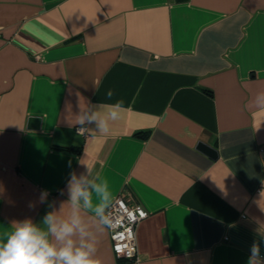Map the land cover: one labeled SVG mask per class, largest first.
Returning a JSON list of instances; mask_svg holds the SVG:
<instances>
[{
	"label": "crops",
	"instance_id": "0c3cea01",
	"mask_svg": "<svg viewBox=\"0 0 264 264\" xmlns=\"http://www.w3.org/2000/svg\"><path fill=\"white\" fill-rule=\"evenodd\" d=\"M260 92L264 0H0V241L15 221L47 231V213L76 212L100 264H246L264 234ZM81 98L126 111L108 135L77 136L67 120ZM72 172L149 211L139 262L117 257L94 211L71 204Z\"/></svg>",
	"mask_w": 264,
	"mask_h": 264
},
{
	"label": "clouds",
	"instance_id": "9594fccd",
	"mask_svg": "<svg viewBox=\"0 0 264 264\" xmlns=\"http://www.w3.org/2000/svg\"><path fill=\"white\" fill-rule=\"evenodd\" d=\"M113 95L111 90L107 92L108 99ZM251 104L256 108L264 109V92L257 93ZM77 107L78 111L71 115L67 124L76 128L77 136L86 138L108 135L113 122L121 119L122 113L126 111L123 101L95 105L81 98ZM70 166L71 162H69ZM83 180H85L84 176L78 177L75 172L70 173L69 201L75 206L82 200L83 206L92 209L99 217L104 231L110 229L113 225V216L109 209L113 195L107 180L102 184L91 183L89 185L91 191L82 184ZM92 193L98 195L101 201L95 206L91 198ZM48 195L47 190H42L39 202L45 203ZM106 201L110 203H105ZM42 223L47 226V231L40 229L30 218L15 221L11 231L6 233V240L0 241V264H100L95 258L99 239H84L88 236V231L76 212L70 220L59 222L56 214L49 212L43 217ZM77 231L82 237L79 246H76L72 239ZM50 234L54 235L55 240L61 244L57 245L50 241L48 238ZM261 244H264V234L251 244L246 264H264Z\"/></svg>",
	"mask_w": 264,
	"mask_h": 264
},
{
	"label": "built area",
	"instance_id": "2783aa9c",
	"mask_svg": "<svg viewBox=\"0 0 264 264\" xmlns=\"http://www.w3.org/2000/svg\"><path fill=\"white\" fill-rule=\"evenodd\" d=\"M109 211L113 216V225L108 230L114 253L119 258L139 262L137 225L149 215V211L133 195L125 192L113 199Z\"/></svg>",
	"mask_w": 264,
	"mask_h": 264
},
{
	"label": "water",
	"instance_id": "95a60500",
	"mask_svg": "<svg viewBox=\"0 0 264 264\" xmlns=\"http://www.w3.org/2000/svg\"><path fill=\"white\" fill-rule=\"evenodd\" d=\"M28 126L30 128L38 129L40 126V117H37V116L30 117ZM196 147H197V149H199L200 151L207 154L208 156H210L213 159H216L218 157L217 149L214 146L206 143L203 140L198 141Z\"/></svg>",
	"mask_w": 264,
	"mask_h": 264
},
{
	"label": "trees",
	"instance_id": "16d2710c",
	"mask_svg": "<svg viewBox=\"0 0 264 264\" xmlns=\"http://www.w3.org/2000/svg\"><path fill=\"white\" fill-rule=\"evenodd\" d=\"M144 136H147V135H144Z\"/></svg>",
	"mask_w": 264,
	"mask_h": 264
},
{
	"label": "snow or ice",
	"instance_id": "6c2138e0",
	"mask_svg": "<svg viewBox=\"0 0 264 264\" xmlns=\"http://www.w3.org/2000/svg\"><path fill=\"white\" fill-rule=\"evenodd\" d=\"M141 215H142V213H141Z\"/></svg>",
	"mask_w": 264,
	"mask_h": 264
}]
</instances>
